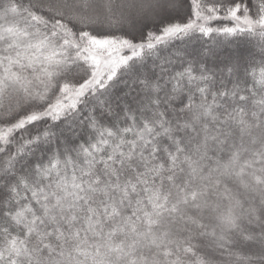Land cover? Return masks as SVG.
<instances>
[{
  "label": "snow or ice",
  "instance_id": "obj_1",
  "mask_svg": "<svg viewBox=\"0 0 264 264\" xmlns=\"http://www.w3.org/2000/svg\"><path fill=\"white\" fill-rule=\"evenodd\" d=\"M0 264H264V0H0Z\"/></svg>",
  "mask_w": 264,
  "mask_h": 264
}]
</instances>
